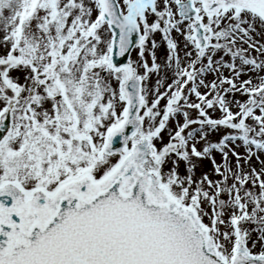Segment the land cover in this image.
I'll return each instance as SVG.
<instances>
[{
    "label": "snow or ice",
    "instance_id": "obj_1",
    "mask_svg": "<svg viewBox=\"0 0 264 264\" xmlns=\"http://www.w3.org/2000/svg\"><path fill=\"white\" fill-rule=\"evenodd\" d=\"M0 264H264V0H0Z\"/></svg>",
    "mask_w": 264,
    "mask_h": 264
},
{
    "label": "rangeland",
    "instance_id": "obj_2",
    "mask_svg": "<svg viewBox=\"0 0 264 264\" xmlns=\"http://www.w3.org/2000/svg\"><path fill=\"white\" fill-rule=\"evenodd\" d=\"M133 55H135V54H133ZM219 158V157H218ZM205 167H207V164H205Z\"/></svg>",
    "mask_w": 264,
    "mask_h": 264
}]
</instances>
